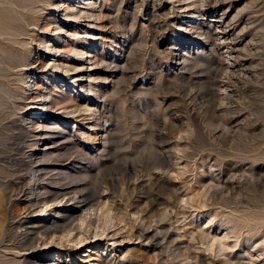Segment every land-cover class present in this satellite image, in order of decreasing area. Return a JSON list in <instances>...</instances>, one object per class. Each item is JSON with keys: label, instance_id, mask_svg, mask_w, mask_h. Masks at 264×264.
Returning a JSON list of instances; mask_svg holds the SVG:
<instances>
[{"label": "rangeland", "instance_id": "374dc122", "mask_svg": "<svg viewBox=\"0 0 264 264\" xmlns=\"http://www.w3.org/2000/svg\"><path fill=\"white\" fill-rule=\"evenodd\" d=\"M58 1L0 0V264H27L2 246H16L21 231L23 214L14 211L22 192L15 195L12 183L18 175L20 187L27 182L16 145L30 78L51 94L57 87L78 103L104 106L103 147L80 132H89V116L62 118L99 158L87 192H101L113 216L107 235L82 247L53 244L50 253L39 245L32 256L64 264H264V0H145L148 15L135 24L139 0H94V12L105 14L77 24L61 20ZM53 15L62 37L94 55L70 54L72 79L46 65L54 56L39 42L57 32ZM66 49L55 57H67ZM116 229L133 235L129 244H112Z\"/></svg>", "mask_w": 264, "mask_h": 264}, {"label": "bare ground", "instance_id": "6f19581e", "mask_svg": "<svg viewBox=\"0 0 264 264\" xmlns=\"http://www.w3.org/2000/svg\"><path fill=\"white\" fill-rule=\"evenodd\" d=\"M70 1L72 0H61L53 6L55 11H62L61 20H69L77 24L83 17L98 20L105 14L101 10L96 13L94 12L93 7L97 3L94 0H77L76 5L69 3ZM145 6L146 1L139 0L137 12L131 20L132 24H135V19L148 15L145 14ZM53 16V20L50 19L49 22H53L54 27L52 29L57 32L47 40H43V37L39 38V42L42 43L49 56L52 54L54 56L49 58L46 65L61 69L65 74V79H72L70 72L75 70L76 66L70 63L68 58L70 54H76L80 57L84 54L88 60L93 59L94 55H91L89 51L82 52L80 49H77L78 45H73L67 41L68 39L66 40L62 37L64 30L59 25V17ZM146 20L149 22L148 18ZM45 23H48V21ZM48 27L49 25L44 28L46 32L49 31ZM73 33H68V36H71ZM62 46L68 47L69 50L66 49L68 50V54L66 53L67 57L59 60L55 55L61 51L60 48H63ZM172 57L173 62H180V59H182L181 54L178 52H175ZM38 59L40 58H37L35 61L37 62ZM99 60L101 59L97 61ZM93 61V65H98L97 61ZM99 65L101 64L99 63ZM49 78L50 76H47L45 80ZM74 78L75 81L81 79L80 77ZM35 85V79L30 78V81L26 85L27 91L24 97L29 102L26 103L25 114L22 115V121L26 125L21 124L18 126L16 145V165H18L19 170L23 169L25 172L24 176L27 179L26 187H20L17 181V178H22L21 176L23 175L15 177L16 181L12 183L16 190L15 195H19L22 192L20 195L22 198L18 200L20 207L14 211V214H23L20 218L21 223H17V227H21V231L18 241H16V246L14 244L2 247L4 250L10 251L11 259L15 258L18 263H20L19 257H23L27 264H64L59 260L49 259L48 256H32L33 251L39 245H43L49 246L44 251L50 253V245L62 246L63 243H72V246L82 247L92 237L96 239L100 238L103 234L107 235V230L111 227L108 225L110 224V220H113V216L110 217L108 215L110 210L108 211L107 207L104 208L105 201L104 203L103 200L102 202L98 201L102 195L101 192L94 191L92 194L87 192L89 188H87V184L89 183L87 178L88 172L93 165H97L99 158L91 154L90 150L86 149V144L82 143L75 134L65 129L66 119L62 117H73V119L76 118V120L81 121L89 116V122L85 127L89 132H80L85 136L86 141L89 139L93 141L98 140L103 147L102 143L105 142V134L103 133L104 128H102L100 120L104 106L102 107L101 104L100 108H98V104L96 103V107L91 108L87 101L84 104L78 103L76 97L72 98L71 94L64 93L58 90L57 87L53 89L56 94H51L47 88V90H43L38 85ZM88 90L90 91L91 88ZM94 95H97V93H94ZM52 107L60 111L58 116L42 113L43 110L45 112L54 111L55 109H51ZM76 113L77 115H75ZM166 159V155L160 157V160L164 163L163 165H165ZM23 190L26 191L23 192ZM115 217L114 219H116ZM116 230L111 233L110 240L112 244L116 246L122 241H127L126 244H129L128 241L133 238V235L130 232L123 234L122 230ZM142 237V235L138 234L136 238ZM153 239L151 235L147 238V241L154 247ZM124 249L126 252L129 251L127 247ZM3 256L6 255L3 254ZM90 259L89 257L85 261Z\"/></svg>", "mask_w": 264, "mask_h": 264}]
</instances>
